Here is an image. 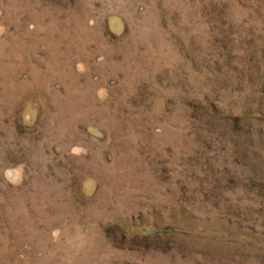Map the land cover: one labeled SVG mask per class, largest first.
<instances>
[{
  "label": "rangeland",
  "instance_id": "obj_1",
  "mask_svg": "<svg viewBox=\"0 0 264 264\" xmlns=\"http://www.w3.org/2000/svg\"><path fill=\"white\" fill-rule=\"evenodd\" d=\"M0 264H264V0H0Z\"/></svg>",
  "mask_w": 264,
  "mask_h": 264
}]
</instances>
